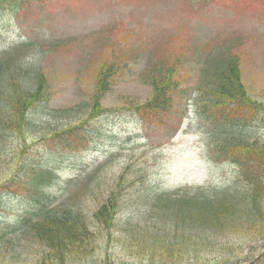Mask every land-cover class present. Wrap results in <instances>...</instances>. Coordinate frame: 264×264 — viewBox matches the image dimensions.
<instances>
[{"label":"rangeland","instance_id":"rangeland-1","mask_svg":"<svg viewBox=\"0 0 264 264\" xmlns=\"http://www.w3.org/2000/svg\"><path fill=\"white\" fill-rule=\"evenodd\" d=\"M23 42L31 43L26 60L36 62L50 94L34 110L42 118L88 102L99 68L110 62L116 65L114 84L101 101L105 110L81 126L76 141H65L53 128H46V134L13 143L18 146L11 153L20 154L21 162L55 168L57 179L50 194L57 196L56 201L66 192L65 180L79 185L107 161L92 179L100 197L117 192L116 222L109 229L91 226V254L68 259L66 264H218L206 256L188 260L184 255L170 260L163 256L157 261L137 257L130 249L135 241L127 238L124 225L127 220H151L148 197L155 193L225 187L234 180L233 166L212 159L208 125L191 96L208 54L232 42L246 91L264 107V0H35L19 10L10 2L1 4L0 53ZM157 64L173 66L176 100L165 115L145 118L127 109L148 98L150 87L144 75ZM257 121L251 132L264 140V121ZM8 174L9 167L0 158V184ZM17 186L0 187V224L13 223L31 207L28 191ZM82 205L94 210L96 198L84 199ZM250 243L240 246L239 259L256 256L257 241L247 248ZM46 246L26 241L14 253L7 248L0 264H39Z\"/></svg>","mask_w":264,"mask_h":264},{"label":"trees","instance_id":"trees-1","mask_svg":"<svg viewBox=\"0 0 264 264\" xmlns=\"http://www.w3.org/2000/svg\"><path fill=\"white\" fill-rule=\"evenodd\" d=\"M32 1L35 0H0V5L10 2L19 10ZM231 43L219 46L205 58L191 101L207 122L212 159L233 166L235 178L225 187H183L148 197L151 220H127L129 223L124 225L127 238L135 241L130 249L137 257L157 261L164 257L170 260L184 255L188 260L203 256L218 264H229L242 251L240 246L264 236V140L251 132L257 120L264 121V107L247 93L238 53ZM30 51L31 43L23 42L0 53V158L9 167L8 178L0 187L17 189L19 184L28 191L31 205L16 222L0 224V255L7 248L14 253L15 247L26 241H40L47 245V251L41 254L39 264H66L68 259L81 260L91 254V226L109 229L116 222L117 192L100 197L92 179L107 161L91 170L79 185L65 180L66 192L56 201L57 196L50 194L57 179L55 168L28 160L21 162L20 154L11 153L18 146L13 143L46 134V128H53L65 141H76L82 133L81 126L105 110L101 101L114 84L116 65L110 62L99 68L88 102L42 118L34 110L41 108L50 94L45 91V77L36 62L26 60ZM168 67L157 64L149 68L144 82L150 87V95L127 110L156 118L173 107L178 86L173 66ZM48 140L52 144L50 137ZM92 198H96V205L94 210H88L82 204L84 199ZM252 264H264V253Z\"/></svg>","mask_w":264,"mask_h":264},{"label":"water","instance_id":"water-1","mask_svg":"<svg viewBox=\"0 0 264 264\" xmlns=\"http://www.w3.org/2000/svg\"><path fill=\"white\" fill-rule=\"evenodd\" d=\"M236 262H240V261L237 260Z\"/></svg>","mask_w":264,"mask_h":264}]
</instances>
